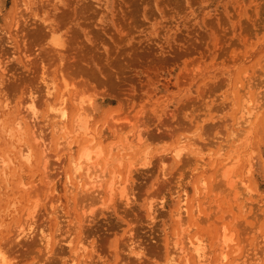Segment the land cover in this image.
<instances>
[{
    "label": "rangeland",
    "instance_id": "1",
    "mask_svg": "<svg viewBox=\"0 0 264 264\" xmlns=\"http://www.w3.org/2000/svg\"><path fill=\"white\" fill-rule=\"evenodd\" d=\"M60 94L81 135L52 122ZM191 242L264 264V0H0L1 264H183Z\"/></svg>",
    "mask_w": 264,
    "mask_h": 264
},
{
    "label": "bare ground",
    "instance_id": "2",
    "mask_svg": "<svg viewBox=\"0 0 264 264\" xmlns=\"http://www.w3.org/2000/svg\"><path fill=\"white\" fill-rule=\"evenodd\" d=\"M54 46L57 47L58 49H61L63 47V42L60 43V42L54 41ZM49 95H51V93H48V96ZM72 102H74V103H72L74 105L77 104V109H74L72 115H68L67 114L68 111L65 110V107L67 105V101L64 98V94L63 95L60 94V98H56L54 101V104L51 107L52 111L54 112V115H55L52 119V122L56 123V121H59V120L61 122H68L71 125L70 131H69L70 134H72L73 136H78V135H81L82 133H84L85 131H87L86 126H84L85 123L83 122V118L80 117L82 115L81 111L83 109H82L81 105L83 103H81V101H79L77 103L75 101V99ZM258 103L259 102H257V106H258ZM91 105L93 106L94 104L91 102ZM251 118H255V114H254L253 109H251L250 111L247 110L245 113H242L241 117H239L237 120L234 121L233 129L230 132V140H229L230 144H231L230 147H232V149H234V148L237 149V144L240 142L242 135L247 134L246 126L250 122ZM33 122H34V119H33ZM24 124H25V126H27V123H24ZM17 126L18 125H16L15 127H17ZM68 135H69V133H68ZM67 136H66V139L68 138ZM69 137H70V135H69ZM61 139H64V138H61ZM61 142H63V140ZM65 143H66V140H65ZM60 144L61 143L59 142V146H60ZM34 147H35V145H34ZM43 147L45 148V144L42 142L40 144V148L42 149V151L39 154L40 156H42V159L45 158L46 155H44V154H45V151L47 149V148L44 149ZM35 148L37 150H39L38 145H36ZM108 150L109 151L111 150V146L109 147ZM74 154H75V156L73 155L69 158L71 159V163H72V164L71 163L70 164L73 166L72 172L74 169V172L77 173L74 177V179L76 181L73 182V179L71 177L68 178L69 184L71 185L73 190H78L80 192L81 188L87 186L88 184L91 185L92 187H99V174H98V172H96V171H98V169L96 171H95V169L97 168V166H99V164H97V161H98L97 159L100 158V156L102 155V151L99 148H97V149L95 148V150H94V148H91L88 145H86L85 147L79 146L77 148V151ZM179 155L180 154L177 153L176 157H178ZM24 159L27 162L30 160L28 156H24ZM45 160L46 159H44L42 161H45ZM103 161H104V159H103ZM105 163H106V159H105ZM104 165H107V164H104ZM104 168H106V166L103 167V169H102L103 171H104ZM100 173H103V172H100ZM112 177H113V175H111L110 178H112ZM118 177H116V178H118ZM222 177L227 179V184L229 183V187H231L232 182L229 181V177L225 171L223 172ZM85 180H86V182H88V184L84 183L82 185V182ZM116 184L120 185V183H116V182L115 183L111 182L109 184V187L107 188L108 196H110V197L112 196V192L114 191L113 186ZM125 184H127V183H125ZM120 186L126 187V185L124 186V184L120 185ZM123 194L121 193V195H123ZM179 209H181V207L178 208V210H176V212L174 213V215L177 218H179L181 216ZM185 211H186V214H189V212L187 210H185ZM19 236H21V235L19 234L18 237ZM189 244H190L189 247H191L190 250H188V249L186 250L183 246H179V247H176V249L174 251L176 254H178L179 257L181 256V258L183 259V264H205L206 263L205 253H204L205 248L203 246H201L199 243L193 244L191 242ZM176 254L175 255L172 254L171 256H176ZM0 257H1V254H0ZM173 259H174V257L170 258V260H169L170 264H174ZM0 264H1V261H0ZM212 264H222V263L221 262L220 263L214 262ZM241 264H249V263H248V260L247 261L243 260V261H241Z\"/></svg>",
    "mask_w": 264,
    "mask_h": 264
}]
</instances>
